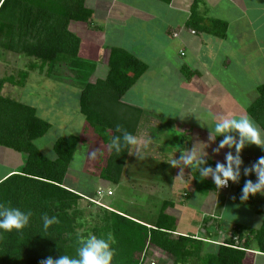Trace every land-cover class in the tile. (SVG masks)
<instances>
[{"label":"trees","instance_id":"obj_1","mask_svg":"<svg viewBox=\"0 0 264 264\" xmlns=\"http://www.w3.org/2000/svg\"><path fill=\"white\" fill-rule=\"evenodd\" d=\"M92 20L93 10L86 6L85 0H0V50L40 60L39 68L47 70V77H57L66 69L68 77L80 84L81 111L90 128L108 146L117 126L133 134L138 132L146 111L127 104L123 98L149 66L127 49L106 47L102 62L109 73L93 82L91 76L97 66L81 56L82 40L70 28L72 21L92 23ZM206 24L203 27L206 31L226 37L228 23L210 20ZM37 66L33 64V68ZM23 75L26 81L28 73ZM6 83L15 84V78H0V146L17 151L26 159L21 170L0 180V202L31 210L33 216L22 233L14 231L0 236V264H41L49 256H75L77 234H89L88 230L81 231L85 227V207L88 203L98 205L86 194L66 185L70 165L84 140L77 135L59 137L54 143L55 157L45 155L37 141L47 135L52 124L40 117L34 106L5 96ZM19 83L23 85L22 80ZM256 89L258 97L247 108V114L264 128V81ZM187 145L183 142L181 147ZM129 157L128 152L119 157L109 152L101 178L114 185L122 184ZM208 163L215 167L217 161L208 159ZM156 180L158 183L159 179ZM188 180L200 193L217 191L210 177L203 181L199 177ZM243 187V184L237 187L234 201L262 217V224L259 228L237 224L232 236L216 244L215 249L210 241L217 242L221 237L218 232L207 229L205 237L179 232V219L170 209L176 207V201L183 203L181 199L163 200L156 219L147 218L153 220L150 225L98 205L100 224L92 232L97 236L111 233L114 237L112 264H147L150 256L167 258L166 264H254L256 252L264 255V195L257 194L242 202ZM180 191L184 197L191 194L186 186ZM223 204L221 201L219 206ZM44 214L58 217L59 223L42 234Z\"/></svg>","mask_w":264,"mask_h":264},{"label":"rangeland","instance_id":"obj_2","mask_svg":"<svg viewBox=\"0 0 264 264\" xmlns=\"http://www.w3.org/2000/svg\"><path fill=\"white\" fill-rule=\"evenodd\" d=\"M91 1L92 0H90V2ZM73 24L71 27L74 32L79 35L80 33H84L80 36L83 37L89 32L88 29L86 31L84 30V25L86 24L80 22H75ZM118 33L120 34V30ZM116 36L113 37V40H117ZM199 47L200 49L202 48V46ZM84 50L88 52L87 55H90L89 51L91 49L87 48ZM191 52L192 51L189 50V55H191ZM256 56H253L252 58H255ZM260 56L258 58H260ZM176 57L181 56L178 55ZM258 62L260 63L259 59ZM33 64L38 66L33 68ZM178 64L179 58H170L164 52L162 56L154 59L153 63L150 65V70L144 75V77L138 80L137 84L133 86L132 91L129 93L127 92L128 94L125 95L126 102L128 101L129 103L136 104L137 102H143L144 100V103H146L150 111L153 113L155 111H161L164 113V115L170 116V121L162 123L161 121L156 122V120L149 117L148 120L144 119L145 121L141 124L138 131L153 138L154 143L151 147V153L156 157V160L153 157H148L141 161L135 155H130L127 162V174L124 176L122 181L123 183L121 185L119 184L118 186L111 184L113 185L112 189H114V194L110 197H104L105 194H108V189H105L104 193L102 194L104 195L102 196V198L104 197L102 202L105 205L110 206L113 210L116 209L117 211L126 213L129 216L135 215L137 217H141L143 215L142 217H146V219L152 218L154 220L156 219V215L159 211L158 209L160 208L163 200L171 199L175 201L178 198L185 202L184 204L177 205L176 209L173 210V213L179 217L181 231H196L194 222H198L200 223V227L206 229L214 227L218 229V233L223 231V233H219L222 238H230L232 236V229L234 227L227 226L226 229H223L218 224H214L213 226V224L210 223V219L207 223L204 222L206 218L205 212L206 210L210 209H213L214 213L216 209H218L217 215L221 213V210L225 209L223 212V220L227 222H225L224 226L228 224L233 226L242 223L257 228L260 226V219L252 223L253 220L249 217L250 210L245 211L244 214L240 213L239 215V206L232 205V203L235 204L236 202L229 198L233 193L226 192L225 190L229 187H224L222 188V191L220 190L210 194L200 193L189 184V175L185 174L184 177H178L179 173L175 174L173 172L174 167L172 168V165L166 161V159H171L174 154L176 155V158H179L181 153L179 151H175V146H173V144L181 145L186 139L190 142L191 147H193L197 142L208 144V148L206 149L208 152V156L206 157L207 160L216 158L221 162H225V155L228 151H230V149H221L219 153H216L214 150L216 147H218L219 141H210V127L203 126L199 118L207 120L209 123H213L212 118L215 115L219 116L221 114H225L227 113V110L233 113V116H239L240 114L247 115L246 110L248 106L257 99L256 97L258 96V90H244L245 87L240 88V86L248 84V82L243 81L239 84V90L225 91L223 88H221L222 84L227 87V84L229 83L224 81L225 73L224 71H216V69L214 71L215 64L212 63L207 66L208 68L212 67V74L214 75L213 77L216 81H214L213 78L210 79V81L213 82L207 81V79L203 81L205 84H207V86L203 85L202 89H205L206 87V90L200 89L202 91H207L209 99L203 95V97H205L201 102V105L203 106H197L192 100V95L189 93L191 90H187V88H184L186 86L182 87L180 85L184 81H187L190 75L189 73L186 75V73L183 74L181 71H179ZM40 65L41 61L35 58L28 57L26 55L6 54L0 50V78L13 76L16 81L15 84H5V88L3 89L5 90V94L12 96L17 100H23V96H28V98H25V101L26 103H31L30 99L32 100L34 97H36V94L39 95V92L41 91L47 92V90H63L60 91L62 95L69 93L72 94L71 98L75 99V96H77V90H80V84L75 82V80H72L71 77H68V71L66 72V69H64L57 77H47V70L45 69V71H41L39 68ZM100 65L101 64L98 65L97 72L91 76V80L93 82H96L95 79L97 78H104L102 71L104 65H101V67ZM104 69L106 72H108L107 67ZM259 71L260 70H258V72ZM26 72L28 73V77L25 81L23 74ZM21 80L23 81L22 86L19 83ZM159 81H162L165 84L164 90H157V87L161 84ZM254 81L256 82V80ZM258 81L259 82L257 83L259 84L264 80H260L258 78ZM208 84L212 86H208ZM208 88L209 90H207ZM225 92H230V94H228L227 97L223 96ZM45 95L46 93H42V96L40 97L45 98ZM232 95H236L237 99L235 100ZM179 98H183L185 100H179ZM218 98L223 100L218 101ZM209 100L211 101L210 107L206 109ZM40 103L44 104V101H41ZM59 109H62V107L53 109L51 111L53 112ZM53 115H56V112L51 114L49 112L47 117L55 122L57 121V118H54ZM54 127V131L51 130L45 137L37 141L39 147L44 151L42 152L49 157L51 154L55 155L54 139L61 135L62 132L65 133V129H68L63 125H59L58 122ZM186 131H190L193 133V135ZM168 133L169 137L167 135ZM171 133H173V137ZM95 134L86 136L85 141L82 142H86V144L81 148L79 147L80 149H78L75 161L72 164V170H70V172L73 173L69 177V179H73L74 181L77 180L75 183H84L80 185L77 184V186L80 190H84V193L89 195H91L90 193L97 191L95 189L97 187L96 184L105 188H108L110 185L106 183V180L102 179L100 176L104 166L107 164L109 150L108 147L101 141L100 137ZM201 147H203V145H201ZM246 148L248 153L258 151L259 154L263 150L256 145L247 146ZM93 151H97V156L95 159L87 156V153L90 155ZM231 151L234 153L235 150L231 149ZM243 157L248 158L249 155L245 154ZM25 159V155H22L11 148L0 146V179L10 169L20 168L21 170V167L25 163ZM77 162L80 163L82 168L75 167ZM162 164L164 166H162ZM179 170L181 171L180 168ZM185 171L186 170L184 169V173ZM242 175L241 179L243 177ZM162 177L164 178L165 182L156 183V179ZM102 183L105 185H102ZM183 186L188 187L191 193L189 197H184L183 192L180 191ZM86 196L89 197L88 195ZM93 197H98V192L95 193V196ZM99 201H101L100 198ZM221 201L224 203L223 207L219 206ZM231 201L233 202L231 203ZM87 202L88 201L85 200L84 204L86 205ZM176 202L178 203V201ZM227 207L229 209H227ZM85 210V227L81 231L88 230L89 234H94L92 229L96 225L100 224V217L98 216L99 206H90L88 203V206L85 207ZM233 221H235L234 224ZM203 228L197 230V232H200V236L205 237L206 233ZM209 248L210 246L207 247V249ZM257 256L258 255H256V258H254V264H264V258H257ZM151 260L156 261L157 264H161L159 262L161 258L157 259L156 257L152 256H150L149 262H147V264H150ZM162 261V264L167 263V258Z\"/></svg>","mask_w":264,"mask_h":264},{"label":"crops","instance_id":"obj_3","mask_svg":"<svg viewBox=\"0 0 264 264\" xmlns=\"http://www.w3.org/2000/svg\"><path fill=\"white\" fill-rule=\"evenodd\" d=\"M85 1L86 6L93 10V20L92 23H80L86 24L84 25V30L86 31L88 29L89 32L83 37L80 35H83L84 33H80L79 35L74 32L71 25L77 21H72L70 28L82 40L80 51L81 56L85 60L94 62L96 64L97 67L95 72H97L99 64L104 65V68L107 67V65L102 62V56L104 53V49L109 46L121 47L135 54L137 57H139L148 64L149 68L147 72L150 70V65L153 63L154 59L159 58V56H162V54L165 52V54H167L170 58H179V71H181L183 74L186 73V75H188L189 73V79L187 81H184L180 85L182 87L186 86L184 88H187V90H191V92L189 91V93L192 95V100L196 103L197 106H203L201 105L203 98H205L203 97V95L208 98L207 91H202L206 90V87L205 89H202L203 85L207 86V84H205L203 81L205 79H207V81H210V79L212 78L214 81H216L213 77L214 75L212 74V67L208 68L207 66L212 63L215 64L214 71L216 69V71H224L225 73L224 81H226L227 83L229 82V86L228 84L227 87L223 84L221 86V88H223L225 91L239 90V84L243 81L248 82V84H244L240 86V88L245 87L244 90H256V88L260 85V83H257L259 82L258 78L260 80H264V0H92L91 2L90 0ZM240 18L242 19V21ZM210 20H218L228 23V31L226 37L223 38L214 35L206 31V29H203L204 25H207L206 23H208ZM119 30L120 34L118 33ZM115 36L117 40H113V37ZM199 46H202V48L200 49ZM87 48L91 49L89 51L90 55H87L88 52L84 50ZM189 50L192 51L191 55H189ZM178 55L181 57H176ZM253 56H256L257 59L256 57L252 58ZM259 56L260 58H258ZM94 59H96L97 61ZM258 59L260 63L258 62ZM104 68L102 71L103 76L105 78L109 73V68L107 67L108 72H106ZM258 70H260L259 72L261 73H259ZM144 75L142 77H144ZM98 79L100 78H97L95 80ZM254 80H256V82ZM159 82L161 84L157 87V90H164L165 84L162 81ZM208 86L212 85L208 84ZM132 89L130 91H132ZM207 90H209V88ZM60 91L63 90H47V92L41 91L39 92V95L36 94V97H34L32 100L30 99L31 103H26L25 101V98H28V96H23V100L19 101L37 108L39 116L43 119L48 120L52 124L50 131H54V126L57 122L59 125H63L68 128L65 129V133L61 131L63 135L61 133V135L54 139L55 141L59 137L70 135L80 136L85 141L86 136L95 134V132L93 131V129L90 128L86 117L81 111V90H77V96H75V99L71 98L72 94L66 93L62 95ZM42 93H46L45 98L40 97L42 96ZM3 94L5 96H8L5 94V90H3ZM228 94H230V92H225L223 96L227 97ZM232 96L235 98V100L237 99L236 95ZM125 98L126 96L123 98L124 102H126ZM183 98H179V100H182ZM222 100L223 99L218 98V101ZM41 101H44V104H41ZM144 102V100L143 102H137L136 104L129 103L128 101L126 102L127 104L143 108L146 111L141 121V124L144 123V119L148 120V117L156 120V122L161 121L162 123H164L170 121L169 115H164V113L161 111H155L153 113L149 110L146 103ZM210 102L211 101L209 100L206 109L210 107ZM59 107H62V109L53 111L56 112V115H53V117L57 118V121L53 122L47 116L49 112L50 114L53 113L51 110L56 108L58 109ZM227 113L231 115L233 114L228 110ZM172 134L173 133H171V135ZM191 134L193 135V133ZM167 135L169 137V133ZM220 138L223 139V137ZM221 139L217 138V141H220ZM183 142H185V144H188L186 146L187 148H191L190 142L188 140L185 139ZM85 144L86 142L80 144L79 147L81 148ZM173 146H175L174 149L176 152L179 151L181 148H186L185 146L181 147V145L175 144H173ZM245 154H248L249 157H243L245 156ZM241 155L244 161L242 165L243 171L244 168L251 167L255 162L258 161L260 157L264 156V149L261 151V153L258 154V151L248 153L247 148H245ZM50 157H55V155L51 154ZM213 159L217 162H221L216 158ZM73 162L70 165V169L66 179V185L71 186L76 190H79L83 195L86 194L89 197L95 196L92 195L95 192H92L90 193L91 195H89L87 193H84V190H80L78 188L77 184L80 185L84 183H75V181L77 180L74 181L73 179H69L70 175H72L73 173L70 172V170H72ZM127 166L128 165H126L125 174H127ZM162 166L164 165L162 164ZM80 167L82 168V166ZM19 170L20 168L10 169L1 177L0 180H3L7 175L14 172H18ZM185 170V174H191L190 169ZM173 172L175 174H180V170L178 167H174ZM242 176V179H240L238 183L230 181L229 188L225 189L226 192L233 193L232 196L229 197L231 198V200H235L236 189L239 185H244L245 182L249 179L253 182H256L258 179L254 172L250 176ZM105 182L110 185L112 184L108 181ZM161 182H165L163 177L159 178V183ZM96 185V193L99 189H108V191L114 190L112 189L113 185H109L108 188L102 187L100 184V186H98V184ZM102 185L105 184L102 183ZM220 190L222 191L223 189ZM220 190L217 189V191L214 192H218ZM110 196L112 195L105 194L104 197ZM232 202L233 201H231V203ZM184 203L185 202L183 201V203H177V205ZM232 205L239 206V215L240 213L244 214L245 211H249V209L237 203H232ZM107 207L109 209H112L110 206ZM176 207L171 208L170 210L172 212H170L173 213V210L176 209ZM227 209L229 208L227 207ZM224 211L225 209L221 210L219 216L217 215L218 209H216L215 213L213 209L206 210L205 216L206 218L210 217V223H212L213 226L214 224H221L223 229H226L227 226H236H231L230 224L224 226L225 222H227L223 220ZM249 213V217L253 220L252 223L260 219L261 226L263 218L256 215L251 210ZM132 216L137 217L135 215ZM142 216L137 217V219L144 222H148L149 225L153 224V220L149 221L148 219H146V217ZM234 222L235 221H233V224ZM248 226L252 227L251 225ZM194 227L196 228V231H181L179 225L178 230L179 232L184 234L195 233V235H199L200 232H197V230L203 227H200V223L198 222H194ZM210 229L215 233L217 232V229L214 227ZM203 230H205V233L207 232L206 228H203ZM219 233H223V231H220ZM226 239L227 238H222L221 236L220 238L216 239L217 242L210 241L211 244H213L211 245V247L215 249L216 244L224 242L226 241ZM256 253L258 255L257 258H264V255L260 256L261 254L259 252ZM162 260L163 259L159 261L161 264L163 262Z\"/></svg>","mask_w":264,"mask_h":264},{"label":"clouds","instance_id":"obj_4","mask_svg":"<svg viewBox=\"0 0 264 264\" xmlns=\"http://www.w3.org/2000/svg\"><path fill=\"white\" fill-rule=\"evenodd\" d=\"M198 117V116H197ZM199 118V117H198ZM203 126L211 129L210 141H216L217 138L223 137L219 141L215 152L219 153L221 149L228 148L225 155V162H217L215 167L208 163L206 157L208 152V144L197 142L191 148H181L179 158L176 155L171 159H166L173 167L181 169L178 177H184V169H191L188 179L199 177L201 181L212 178L217 189L228 188L229 182L238 183L242 175V152L247 146L256 145L264 149V128H262L250 115L240 114L233 116L225 113L213 117V123L199 118ZM114 135L111 136L108 143L109 152L119 157L122 153L128 152L135 155L139 160L143 161L148 157H156L151 153V147L154 143L153 138L145 133L137 132L133 134L121 126H117ZM203 145V147H201ZM231 149H234L231 151ZM87 156L95 159L97 151L87 153ZM51 158V157H50ZM165 161V160H164ZM75 167L79 168L80 163L77 162ZM257 176V181L247 180L242 188L240 200L246 202L250 197L257 194L264 195V156L260 157L251 167L243 169V175L250 176L252 173ZM193 173L197 176L193 177ZM12 174V173H11ZM9 174V175H11ZM8 177V175L6 176ZM5 177V178H6ZM4 178V179H5ZM228 186V187H227ZM105 190H98V197H87L98 205L106 206L102 200V194ZM110 191H108V195ZM113 192V191H112ZM113 195V194H112ZM33 213L31 210H23L20 207H14L10 204L0 202V236L5 233H22L29 227ZM42 234L47 232L53 225L59 223L56 216L44 214L42 217ZM115 243L111 233L106 236H97L88 234L87 236L77 234V247L75 256L62 254L59 258H48L41 261V264H112L114 258Z\"/></svg>","mask_w":264,"mask_h":264},{"label":"built area","instance_id":"obj_5","mask_svg":"<svg viewBox=\"0 0 264 264\" xmlns=\"http://www.w3.org/2000/svg\"><path fill=\"white\" fill-rule=\"evenodd\" d=\"M227 187H228V186H227ZM102 193H103V192H102V191H100V194H102ZM109 194H110V195H112V194H113V192H112V191H110V192H109ZM150 264H157V263H156V261H154V260H151V261H150Z\"/></svg>","mask_w":264,"mask_h":264}]
</instances>
